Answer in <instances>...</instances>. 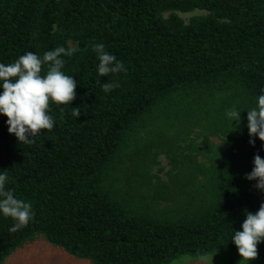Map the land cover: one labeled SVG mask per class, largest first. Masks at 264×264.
<instances>
[{
  "label": "trees",
  "instance_id": "trees-1",
  "mask_svg": "<svg viewBox=\"0 0 264 264\" xmlns=\"http://www.w3.org/2000/svg\"><path fill=\"white\" fill-rule=\"evenodd\" d=\"M194 9L207 13L187 22L175 13ZM69 41L77 51L62 57L61 70L77 82L75 99L50 100L52 130L19 143L0 114L6 188L35 213L16 232L15 220L0 213V264L35 234L91 264H170L237 251L231 239L245 210L264 203L245 179L254 154L264 158V142L248 143L246 111L264 94V0H0V63L26 52L42 57ZM96 43L127 72L99 76ZM113 81L120 86L104 92ZM233 106L238 127L226 115ZM185 118L224 144L207 163L190 150L172 175L179 193L161 192L147 180L152 131ZM140 134L149 143L140 144ZM257 247L264 257V242Z\"/></svg>",
  "mask_w": 264,
  "mask_h": 264
},
{
  "label": "clouds",
  "instance_id": "clouds-1",
  "mask_svg": "<svg viewBox=\"0 0 264 264\" xmlns=\"http://www.w3.org/2000/svg\"><path fill=\"white\" fill-rule=\"evenodd\" d=\"M92 49L99 61V76L127 72L124 63L106 51L103 43L92 45ZM76 51L75 46H58L46 51L42 57L26 52L13 63H0V88L3 89L0 92V114L7 117L8 132L14 134L19 143L31 145L35 142L34 137L41 134V130H52L55 120L48 114L50 100L56 104H69L75 99L77 82L61 69L65 64L62 57H71ZM45 64L47 72L42 75ZM119 86V83L113 81L103 83L101 88L107 93ZM261 92L264 93V89ZM246 111L250 138L248 143L254 146L252 137L264 142V94L257 97L255 107ZM240 113L235 106L226 112L227 117L232 122L235 121L237 127L241 121ZM72 115H81L79 107L72 108ZM8 179L7 171H0V213L15 220L9 231L16 232L27 226L35 213L30 203L16 198L15 193L6 188ZM245 179L255 181L254 187L264 192V158L259 154H254L253 168L250 173L245 174ZM245 217L240 226L241 230L234 231L231 239L241 257L240 262L258 259L257 246L264 242V203L260 204L256 213L245 210ZM201 260L209 264L207 255L201 256Z\"/></svg>",
  "mask_w": 264,
  "mask_h": 264
},
{
  "label": "rangeland",
  "instance_id": "rangeland-1",
  "mask_svg": "<svg viewBox=\"0 0 264 264\" xmlns=\"http://www.w3.org/2000/svg\"><path fill=\"white\" fill-rule=\"evenodd\" d=\"M184 22L195 15H205L204 10L194 9L189 12H175ZM169 12L163 13L167 16ZM70 47L75 46L71 41L68 42ZM196 113V112H194ZM203 114H200L202 116ZM198 119L199 116L197 115ZM203 118V117H202ZM199 124V123H198ZM164 123L161 124L163 128ZM183 127L187 128L182 132L177 133ZM201 126L193 125L191 118H185L183 123L177 121L171 124V127L163 128L157 131L153 129L152 136L154 137L155 145L149 150L154 152V156L149 160L147 166L149 184H158V190H169V192H178L176 186V177L172 178L179 169L186 167V162H183L188 152L192 150L193 155L200 162L207 163L206 155L209 154L216 146L223 145V138L220 135H212L209 132H203ZM140 144H147L145 135L140 134ZM163 144V146H160ZM193 148V149H191ZM183 181H180V183ZM179 183V186H180ZM145 183L144 186H147ZM165 191V192H166ZM212 257V264H239L241 257L237 251H222L212 254H207ZM3 264H91L87 260L79 259L64 252L59 247L53 246L47 242L42 234H35L18 248H16L4 261ZM170 264H205L201 260V256H182ZM240 264H264V257L258 254V259L249 262L241 261Z\"/></svg>",
  "mask_w": 264,
  "mask_h": 264
}]
</instances>
